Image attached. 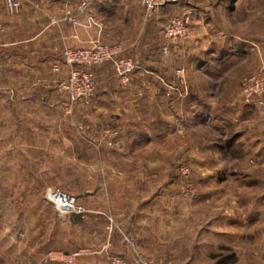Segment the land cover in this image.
Instances as JSON below:
<instances>
[{
  "label": "rangeland",
  "instance_id": "374dc122",
  "mask_svg": "<svg viewBox=\"0 0 264 264\" xmlns=\"http://www.w3.org/2000/svg\"><path fill=\"white\" fill-rule=\"evenodd\" d=\"M102 2L91 0L83 10L78 0L77 9L84 12ZM193 6H206V15H213L208 38L224 36L236 48L222 72L213 67L201 91L190 89L198 75L187 76L183 69L190 66L193 50L185 57L179 53L184 46L194 48L189 34L200 11ZM166 8L170 20L189 14L190 23L184 38L165 40L172 45L166 66L176 71L165 98L188 101L197 93H213L216 112L230 110L233 119L175 122L165 150L156 143L120 151L111 146L104 153L95 144L84 154L80 136L88 124L83 118L91 116L96 92L106 84L98 69L107 66L115 77L116 72L109 63L91 68L95 95L90 105L79 102L72 110L56 83L64 114L77 117L74 153L66 163L61 158L60 171H42L41 185L29 179L28 187L19 179L3 185L0 164V264H140L139 256L153 264H264V0H176L156 12ZM143 11L149 14L143 6L134 13ZM114 19L95 25L107 35L93 46L120 45ZM236 106H246L248 117H237ZM51 191L74 197L82 213L58 212L47 198ZM148 201L154 206L147 207Z\"/></svg>",
  "mask_w": 264,
  "mask_h": 264
},
{
  "label": "crops",
  "instance_id": "0c3cea01",
  "mask_svg": "<svg viewBox=\"0 0 264 264\" xmlns=\"http://www.w3.org/2000/svg\"><path fill=\"white\" fill-rule=\"evenodd\" d=\"M77 6L78 0H27L17 14H10L5 0H0V26L4 28L0 33V139H3L0 164L5 186H11L14 179H19L23 187H28L29 179L41 185L42 171H60L61 158L66 163V156L74 153L77 117L64 114V97L56 89L57 81L69 73L62 53L66 48L92 47L102 34L107 35L105 29L100 31L96 26L107 25L114 18L116 41L124 56L139 60L141 67L127 86L120 84L111 68L98 69L107 76L106 84L96 92L91 116L83 118L88 124L80 136L85 143L84 154H89L95 144L104 153L111 146L120 151L154 147L156 143L163 144L165 150L175 122H227L234 117L230 110L222 115L216 112L213 93L208 96L197 93L188 101L168 102L165 98L164 93L171 88L176 73L166 66L172 45L162 38L171 17L168 8L152 15L145 11L139 15L134 11L138 6L142 8L140 2L128 0H103L84 12H79ZM193 7L200 11L189 34L194 48H182L184 42H181L179 53L185 57L193 50L190 66L183 69L187 76L198 75L190 89L201 91L202 82H210L209 72L215 71L214 68L222 72V63L235 57L236 48L234 41L223 39L224 36L219 39L222 42H216L217 37L208 38L207 24L213 15L208 17L206 6ZM69 13L78 18L77 25L67 20ZM92 20L96 24H91ZM136 27L139 39H136ZM212 84L218 86L219 82ZM159 104H164V110H156ZM245 107L236 106L237 117H248L249 110ZM105 138H112V142H106ZM145 204L154 206V201Z\"/></svg>",
  "mask_w": 264,
  "mask_h": 264
},
{
  "label": "built area",
  "instance_id": "2783aa9c",
  "mask_svg": "<svg viewBox=\"0 0 264 264\" xmlns=\"http://www.w3.org/2000/svg\"><path fill=\"white\" fill-rule=\"evenodd\" d=\"M27 0H5L6 9L10 14H17ZM176 0H141L143 8L153 14L160 8ZM82 9L85 10L91 5V0H81ZM67 20L74 25L78 24V19L68 14ZM190 23L189 14L176 17L164 27L162 37L168 42H174L184 38L188 32ZM2 30V26H0ZM62 60L69 68L67 77L57 82L58 91L67 97V106L72 110L77 103L90 105L96 92L97 81L89 70L104 64H112L120 84L127 86L137 69V62L132 58L124 56V51L120 45L97 44L88 49L66 48L62 53ZM58 70V68H55ZM48 200L55 206L56 210L62 214L82 213V209L77 200L64 193L51 191L47 196ZM140 264H153L149 260L139 256Z\"/></svg>",
  "mask_w": 264,
  "mask_h": 264
},
{
  "label": "trees",
  "instance_id": "16d2710c",
  "mask_svg": "<svg viewBox=\"0 0 264 264\" xmlns=\"http://www.w3.org/2000/svg\"><path fill=\"white\" fill-rule=\"evenodd\" d=\"M235 0H233V2H234Z\"/></svg>",
  "mask_w": 264,
  "mask_h": 264
}]
</instances>
